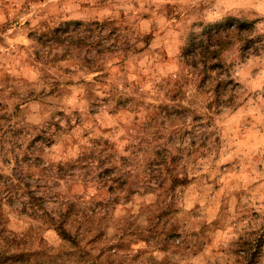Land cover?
Segmentation results:
<instances>
[{"label":"rangeland","instance_id":"374dc122","mask_svg":"<svg viewBox=\"0 0 264 264\" xmlns=\"http://www.w3.org/2000/svg\"><path fill=\"white\" fill-rule=\"evenodd\" d=\"M0 264H264V0H0Z\"/></svg>","mask_w":264,"mask_h":264}]
</instances>
